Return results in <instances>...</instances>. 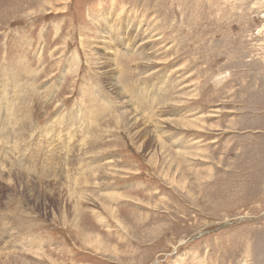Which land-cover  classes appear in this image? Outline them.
<instances>
[{"label":"rangeland","instance_id":"374dc122","mask_svg":"<svg viewBox=\"0 0 264 264\" xmlns=\"http://www.w3.org/2000/svg\"><path fill=\"white\" fill-rule=\"evenodd\" d=\"M0 95V264H264V0H0Z\"/></svg>","mask_w":264,"mask_h":264},{"label":"bare ground","instance_id":"6f19581e","mask_svg":"<svg viewBox=\"0 0 264 264\" xmlns=\"http://www.w3.org/2000/svg\"><path fill=\"white\" fill-rule=\"evenodd\" d=\"M141 51V50H140ZM110 54H111V52H110ZM145 58V57H144ZM110 64H111V66L112 67H114L113 69H109V71H110V73H109V76H108V80H111V83L113 82V84H114V86H115V88H119L120 87V92H121V88L123 89V90H125V87L123 86V83H122V69L121 68H119L118 66H116V63H115V61H114V58L112 59V61L110 62ZM116 68V70H114ZM2 78V77H1ZM119 85H118V84ZM125 92V91H124ZM6 95H7V93H6ZM1 96V95H0ZM10 97V96H9ZM15 98V97H14ZM1 99H3V98H1ZM10 100V99H9ZM132 100V99H131ZM130 99H129V101H131ZM10 102V101H9ZM10 104V103H9ZM25 105V104H24ZM12 106V105H11ZM1 107V106H0ZM9 107V106H8ZM27 108V107H26ZM15 109V108H14ZM27 110V109H26ZM28 111V110H27ZM13 113H14V111H13ZM24 117V116H23ZM76 117V116H75ZM11 118V117H10ZM76 119V118H75ZM10 120V119H9ZM50 122V121H49ZM5 123V122H4ZM57 123V122H56ZM6 125L7 124H9L8 122H6L5 123ZM11 124V123H10ZM15 125V124H14ZM4 125L1 123V121H0V127H3ZM7 127V126H6ZM5 129H7V128H5ZM14 130V129H13ZM17 130V129H16ZM15 130V131H16ZM33 131V130H32ZM16 133V132H15ZM4 134V133H3ZM6 134V133H5ZM17 134V133H16ZM1 136V135H0ZM3 136V135H2ZM6 136H7V134H6ZM7 137H9V136H7ZM27 137V136H26ZM4 139V138H3ZM84 140V139H83ZM64 147V146H63ZM82 152V151H81ZM12 165V164H11ZM48 172V171H47ZM68 191V190H67ZM68 194H69V192H68ZM72 195V194H71ZM83 196V195H82ZM73 197V196H72ZM75 197V196H74ZM80 198V197H79ZM85 199H86V197H84ZM84 198H81V199H84ZM77 207V206H76ZM79 207V206H78ZM78 209V208H77ZM76 209V210H77ZM79 211V213H81L82 211H80V208L78 209Z\"/></svg>","mask_w":264,"mask_h":264}]
</instances>
